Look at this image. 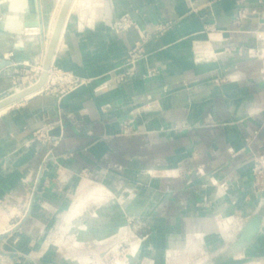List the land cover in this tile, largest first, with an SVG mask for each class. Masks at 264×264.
<instances>
[{
    "label": "crops",
    "instance_id": "0c3cea01",
    "mask_svg": "<svg viewBox=\"0 0 264 264\" xmlns=\"http://www.w3.org/2000/svg\"><path fill=\"white\" fill-rule=\"evenodd\" d=\"M32 1L38 5L36 0ZM242 1L243 6L254 9L255 13L243 17L239 24L232 20L241 0H213L202 5L198 12L188 11L184 0L74 1L51 64L52 68H61L77 77L88 76L92 81L60 94L51 89L56 82L50 75L41 89L5 106L7 110L0 114V198L12 193L27 199L29 213L24 219L28 218L25 228L35 221L41 224L40 220L31 218L38 197H43L36 192V184L42 167L47 165L43 175L50 174L54 160L74 170L95 172L103 179L135 175L139 170L152 168L175 173V167L181 166L192 180L197 178V168H202L220 176L234 175L249 189L246 177L249 155L264 154V58L247 55L241 48L257 47L264 52V1ZM57 2L46 24L42 16L40 20L38 6L28 15L25 21L39 18L38 25H26L24 32L33 35L34 40H29L28 35L22 37L21 33L18 50L1 49L0 68L12 62L23 65L40 61L41 52L44 58L56 11L61 5ZM42 5H46V0H42ZM126 12L147 29L167 18L176 23L171 30L144 43L146 60H140L131 77V86L102 89L98 85L105 73L123 62L139 38L134 27L120 33L113 30L114 21ZM200 13L207 15L205 19L199 18ZM208 22L214 24V33L203 32L204 23ZM42 28L47 30L44 39L38 35ZM12 37L8 35L9 39ZM195 43L206 56L217 59L197 62L192 57ZM220 49L224 50L223 55L207 53ZM150 67L160 72L144 78ZM219 69L221 73L217 72ZM224 73L228 79L217 85L215 77ZM172 84L176 87L169 89ZM164 86L167 91L161 95L163 102L153 105L158 110L135 120L136 133H121L120 121L128 115L129 103L145 92ZM17 91L10 75L0 72V98ZM188 92L191 95L184 102L183 95ZM106 102H111L113 107L104 110L102 105ZM46 123L53 124L51 132L59 136L54 145L24 143L33 130ZM18 147L22 149L15 152ZM229 148L235 153H230ZM192 186L191 182L187 185L185 176L151 179L144 189L154 200L151 221L155 227L160 228L167 218L179 222L185 213L181 206L190 198ZM110 203L100 208L113 212L116 204ZM16 206L14 202L10 207L8 219L7 214L1 216L0 229L10 226L9 222L17 218L12 216L17 213ZM188 207L193 204L189 203ZM119 216L121 222L124 216ZM157 231L151 234L153 242L161 241L164 236L161 230Z\"/></svg>",
    "mask_w": 264,
    "mask_h": 264
},
{
    "label": "rangeland",
    "instance_id": "374dc122",
    "mask_svg": "<svg viewBox=\"0 0 264 264\" xmlns=\"http://www.w3.org/2000/svg\"><path fill=\"white\" fill-rule=\"evenodd\" d=\"M211 1L213 0H184V3L188 11L198 12L202 5ZM36 2L39 3L40 14L46 24L51 20L52 10L57 0H46L45 6L42 5V0H36ZM59 3L60 1L57 5ZM240 4L232 20L236 24H239L242 19L238 16V10L242 8L243 3L240 2ZM254 13V9L246 8L245 17ZM122 14L117 17L114 24ZM198 16L202 20L207 15L200 13ZM135 22H137L136 19ZM164 22H167L168 26L164 28L162 34L171 30L176 23L172 18H167ZM213 25L209 22L204 23L203 32L214 33L216 29ZM138 27L143 28L140 24ZM46 34L47 30L43 28L40 33L43 39ZM23 35L29 34L23 32L22 37H25ZM192 46V57L197 58V62H210L217 59L215 56H206L203 48L198 44L195 43ZM249 48L254 47L241 49L247 55L264 58V52H260V48L255 47L248 52ZM41 58L43 60L42 52ZM14 63L3 66L0 72L8 74ZM27 64L24 66L29 68L34 63ZM50 66L52 67V64ZM124 68L125 65L121 63L117 68L106 72L99 83L101 86L98 85L99 88L106 89L113 85L124 86L125 81L135 75L134 71L133 74H127L124 79L116 81V76H119ZM60 70L63 69L60 68ZM217 72L221 73V70ZM217 72L215 71L216 74ZM71 75L77 77L72 73ZM144 78L147 77L144 76ZM215 79L217 85L222 84L228 79L227 73ZM56 80L55 78L54 86L58 88L56 92L65 94L74 87L90 83L92 78L78 77L77 84L62 92ZM64 81L67 82V79H62L59 83ZM174 87L176 85L172 84L168 88ZM183 87L189 86L183 84ZM165 91H167L166 86L163 89L155 88L145 92L143 96L134 98L129 103L128 115L120 121L126 126L121 133L128 135L136 133L138 128L134 125L135 120L139 116L145 117L149 113L156 112L158 109L153 106L158 99L156 95L163 94ZM190 95L189 92L184 94L183 101H188ZM102 107L108 110L113 107V104L106 102ZM229 152L235 153L233 148H229ZM249 156L246 171L249 185L247 190L243 182L234 175L220 176L215 171L205 172L202 168H197V178L192 177V180L189 179L190 173L184 172L181 166L175 167V173H167L166 169L152 168V173L138 172L135 175L108 176L109 179H103V176L95 172L87 169L74 170L62 166L60 160H54L59 165L51 167L50 174L43 175V171L47 168V165H44L36 184V192L43 197H38L36 214L34 211L31 218L40 220L41 224L35 221L27 228L24 227L28 219L24 220L29 213V205L27 199H23L20 208L14 211L18 213L17 218L9 222L10 230L0 235V250L7 254L0 264H18L19 262L21 264H72L70 259L75 264H115L117 261L131 264H264V163L260 161V155L252 152ZM255 157L259 158V161ZM172 175L185 176L187 185H190V182L193 184L190 188V198L181 206V209H185V213L181 214L179 222L167 218L161 223L160 228L155 227L151 221L154 218L152 214L154 200L150 199L145 189L152 178ZM102 186L103 189L100 188ZM127 186H131L134 191H142L138 192L139 197L134 206L143 208L145 204L150 203L148 211L146 213L137 210L125 212L123 219L127 223L128 230L120 228L121 216L116 206L113 212H108L109 210L106 209L107 213H102L98 216V221H95L93 213L100 208V205L108 203L116 192H119L124 199L129 197L131 190ZM219 186H221L220 191H218ZM189 203H192L193 207L189 208ZM253 218H257L258 222L252 236L241 241L242 232ZM86 222L89 224V229L99 232L96 233L98 242L91 243L86 239L84 241L87 243L77 245L72 234L77 227H82ZM157 230H161L164 236L161 237V241L153 242L150 237L151 234L158 233Z\"/></svg>",
    "mask_w": 264,
    "mask_h": 264
},
{
    "label": "bare ground",
    "instance_id": "6f19581e",
    "mask_svg": "<svg viewBox=\"0 0 264 264\" xmlns=\"http://www.w3.org/2000/svg\"><path fill=\"white\" fill-rule=\"evenodd\" d=\"M7 1V2H6ZM0 0V51H1V48L2 49H5L7 47H11L13 50H18L19 48V43L22 42L21 41V33L23 32H26L27 29L24 25L25 23V20L26 18L28 17V15H32L33 12H35L36 10V7L38 6H35V3L32 1V0ZM64 0H60L61 4L63 3ZM75 0H72L71 1V4L69 5V8L67 10V13H66V16L69 14V11L73 5ZM77 1V0H76ZM61 5L57 8V11H56V16H55V22H56V18H57V15H58V12H59V9H60ZM73 9V8H72ZM66 16H65V19H64V22H63V25L61 27V31L59 33V36H58V39L61 35V32H62V29H63V26H64V23L65 21L67 20L66 19ZM35 18V16H34ZM55 26V25H54ZM54 29V28H53ZM115 29V28H114ZM53 33V32H52ZM8 35H12L13 39H9L8 38ZM52 36V35H51ZM210 36V35H208ZM15 37V38H14ZM206 37V36H205ZM29 40H34V37L33 35H28L27 37ZM208 38V37H207ZM51 39V37H50ZM49 39V40H50ZM58 39H57V42H58ZM209 40V39H208ZM264 41V40H262ZM33 42V41H32ZM47 42V41H46ZM50 42V41H49ZM48 47V46H47ZM56 47H57V43H56ZM55 47V49H56ZM55 52V51H54ZM208 54H211V53H214L216 55H223L225 52L224 50L220 49L218 51H213V50H209L207 52ZM54 55V54H53ZM213 56V55H212ZM45 57V56H44ZM53 58V56H52ZM143 59V58H142ZM145 59V58H144ZM31 60V59H30ZM44 60V58H43ZM43 60L41 58L40 60V63H39V66H38V69H39V74L40 72L43 70ZM146 60V59H145ZM52 61V59H51ZM27 62V61H26ZM140 60H134L133 62H131L130 64H127L125 65V68H138V64H139ZM128 65L130 67H128ZM134 68V69H135ZM51 70H52V67L49 66V68L47 69V79L48 77L50 76V73H51ZM160 72V71H159ZM155 76V75H153ZM152 76H150L151 78ZM38 78V77H37ZM36 81V80H35ZM35 81H32L30 84H33ZM47 81V80H46ZM108 83V82H107ZM164 85V84H163ZM124 86L125 88L128 87V86H131V78L127 79L124 83ZM165 87V86H164ZM23 88V87H22ZM41 88V87H40ZM39 88V89H40ZM187 88V87H186ZM21 88H17V90H20ZM127 89V88H126ZM38 90V89H37ZM35 90V91H37ZM33 91V92H35ZM32 92V93H33ZM11 94V93H10ZM31 94V93H30ZM29 95V94H28ZM162 94L160 93H157V102L156 104L158 105L159 102H163L160 98ZM13 102H10L8 104H5L3 106L0 107V114L3 113L4 111L7 110V105L11 104ZM163 104V103H162ZM159 107V106H158ZM22 148L21 147H18L16 148L14 151L15 152H18V150H21ZM54 165L57 166L59 165L58 163L54 162ZM154 171V170H153ZM138 172H143V173H152L151 169H144V170H139ZM168 173H174V172H168ZM142 175V174H141ZM130 188L131 190V193L129 195V197L127 199H124V197L122 198L120 193L119 192H116L114 194V197L113 198H110L109 201L111 202L110 204L112 203H115L116 204V207L118 209V212L120 215L123 216V214L127 211H130V212H133V211H139L141 213H146L148 211V208L151 206V204L149 203L148 205L145 204L143 206V208H137L134 206V203L137 201V198L139 197L138 193H136V191H134V189L131 187V186H127ZM101 189H103L104 187H100ZM218 191L221 190V186L218 187ZM153 197V196H152ZM148 198V197H147ZM151 199V198H150ZM149 199V200H150ZM116 200V201H114ZM152 201V200H151ZM118 204V206H117ZM120 204V206H119ZM147 205V206H146ZM113 206V205H112ZM102 207V206H101ZM116 207H113L114 210ZM106 210L103 208V209H99V210H96L93 214L94 216V220L95 221H98V216L101 215L102 213H104ZM10 212V211H9ZM9 212L5 211V210H2L0 209V218L3 214H7L8 217H6L7 219L9 218V216L11 215ZM109 212V211H108ZM107 213V212H105ZM88 222H86L82 227L79 226L77 227L75 230H74V238H75V241L74 242H77L75 244L79 245V244H83L84 243H87L86 241L84 240H88V242L90 241L91 243H95V242H98V238H97V231L94 229H89L90 227H88L89 224H87ZM120 228H125L126 230H128V226H127V223L125 222V220L122 219V221L120 222ZM10 230V226L9 225H5L4 228H1L0 229V233H3V232H6ZM97 233V234H96ZM244 235H246V232L244 233ZM133 245V244H132ZM134 251V250H133ZM70 262L72 264H75L74 261L72 259H70ZM18 264H21V262H19ZM115 264H131L130 262H125V261H117Z\"/></svg>",
    "mask_w": 264,
    "mask_h": 264
},
{
    "label": "built area",
    "instance_id": "2783aa9c",
    "mask_svg": "<svg viewBox=\"0 0 264 264\" xmlns=\"http://www.w3.org/2000/svg\"><path fill=\"white\" fill-rule=\"evenodd\" d=\"M242 3H244L241 0ZM246 3V2H245ZM246 15V8L242 5V8L238 10V16L243 18ZM168 26L167 22H159L155 23L151 29L142 28L140 29L138 27L137 22H135V19L131 16L129 13L122 14L119 19L114 24V28L116 32H123L128 30L131 27H134L137 29L139 33V38L136 39L133 42L132 47L128 50L122 64L127 65L133 62L134 60H137L139 58H142L146 55L145 49H144V43L149 39H154L160 36L164 30ZM254 48H249L247 51L250 52ZM40 61L34 62L32 66L29 68H26L23 64L20 65L18 63H14L12 65L11 70H9L7 73L10 75L13 83V88H22L28 84H30L32 81H35L37 77L39 76V66ZM136 71L134 68H124L121 70V74L119 76H116V81H120L124 79V76L127 74H133V72ZM159 73V69L156 67H150L145 73V77L153 76ZM50 75H53L54 78H56L58 82V86H60V92L65 91L67 88H72L73 85L77 84L78 77H74L71 75L70 72L60 70V68H52ZM67 79V82H63L64 85L61 86L63 83H59L60 80ZM83 80V79H82ZM52 90L57 91L58 88L55 86H51ZM53 127V124L46 123L37 129L33 130L27 138L24 139L25 144H39V145H54L57 141L59 136L57 134H53L51 132V129ZM123 127H126L125 124H121V130L123 131ZM256 160L259 161V158ZM254 159V160H255ZM260 161L264 163V154L260 155ZM17 203V208H20V203L22 202V199L18 196L7 193L4 197L0 198V208L4 210H9L10 207L13 205V203ZM18 213H13L12 216H17ZM3 233H0V235ZM7 254L0 250V261L4 260V257Z\"/></svg>",
    "mask_w": 264,
    "mask_h": 264
},
{
    "label": "water",
    "instance_id": "95a60500",
    "mask_svg": "<svg viewBox=\"0 0 264 264\" xmlns=\"http://www.w3.org/2000/svg\"><path fill=\"white\" fill-rule=\"evenodd\" d=\"M71 1L72 0H64L63 3L61 4V7L59 9V12H58V15L56 18L53 33H52V36H51L50 42L48 44L44 60H43V70L40 72L36 81L33 84H28V85L24 86L23 88H21L17 92L11 93V94L3 97V98H0V107L5 105V104H8L10 102H15V101L27 96L28 94L32 93L33 91H35V90H37L43 86V84L45 83V81L47 79V69L51 65V59H52V56H53L54 51H55L57 39H58L59 33L61 31V27L63 25L67 10L69 8V5L71 4ZM38 13L40 15V20L42 21L39 3H38ZM38 24H39V18L38 17H36L34 20L25 21V25L36 26ZM42 30H43V28L40 30V33ZM40 33L38 35H40ZM257 222H258L257 218H253L251 220L249 226L247 228H245L241 234V237H240L241 241L244 238H249L252 236V233L255 230ZM245 232H246V235H244Z\"/></svg>",
    "mask_w": 264,
    "mask_h": 264
}]
</instances>
